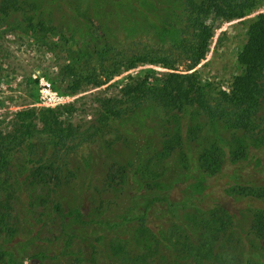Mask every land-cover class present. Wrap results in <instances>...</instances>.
<instances>
[{"label":"trees","instance_id":"obj_1","mask_svg":"<svg viewBox=\"0 0 264 264\" xmlns=\"http://www.w3.org/2000/svg\"><path fill=\"white\" fill-rule=\"evenodd\" d=\"M23 2L0 0V26L16 25L10 12ZM116 5L126 25L169 34L174 44L148 51L118 46L103 21ZM28 7L22 20L26 28L33 34L37 28L56 31L67 49L68 61L58 77L66 94L105 84L110 88L116 76L141 65L166 70L128 74L117 92L93 94L97 105L89 128L70 120L72 102L18 109L8 127L0 126V264H23L26 258L38 264H78L87 252L86 260L94 264L93 246L86 251L80 242L68 258L77 222L85 234L102 225L115 231L109 242L114 258L104 252L106 264H264V206L256 204L264 201V179L258 181L253 173L238 178L240 168L228 173L222 189L241 203L237 211L219 202L208 205L212 192L206 185L247 161L251 150L264 148V0H94L89 11L72 0H47ZM237 19L247 26L237 55L240 72L212 98L197 65L209 52L218 22ZM179 59L183 70L175 65ZM106 133L113 136L105 138ZM93 137L105 153L121 146L120 159L110 157L95 189V212L106 211L100 195L108 194L107 206L114 209L122 189L134 187L130 200L137 207L118 215V221L85 219L88 211L76 205L65 211L55 201V194L75 184L74 172L80 170L58 159ZM176 162L182 164L185 184L179 192L169 179ZM255 166L263 171L264 161ZM55 219L62 232L43 247L34 244L32 239L47 224L53 227ZM125 229L128 235L121 237ZM61 238L64 245L58 248L54 242Z\"/></svg>","mask_w":264,"mask_h":264},{"label":"rangeland","instance_id":"obj_2","mask_svg":"<svg viewBox=\"0 0 264 264\" xmlns=\"http://www.w3.org/2000/svg\"><path fill=\"white\" fill-rule=\"evenodd\" d=\"M23 1V3L19 4V9L10 12V21L16 25L8 27L6 24H2L0 26V29L4 31L3 37L0 38V126L3 129L9 126L14 111L27 107H42L37 104L40 77L48 80L52 88L57 89L64 96V102L61 104L73 103L74 110L70 116V120L74 124H79L81 129H85L90 127L96 111L95 107L97 103L91 97L93 94L109 95L117 92L124 82V77L128 74H135L136 72L150 68L161 71L166 70L158 65H141L136 69L116 76L111 80V83L114 85L110 88L106 89L105 84L75 95L66 94L64 90L65 83L61 82L58 78L60 67L68 61L65 45L58 39L56 31H46L37 28L33 34L22 22L24 19L23 14H29L26 13L29 9V2L42 4L47 0ZM72 1L77 7L82 10L86 9L87 11L94 5V0ZM101 10L103 11L102 7ZM123 15L126 17L125 14ZM104 16L105 32L107 31L108 35L112 36L117 41L118 46L123 49L148 51L159 47L166 49L174 44V37L169 34H165V37H163L150 27L141 28L143 25L137 27L135 24L126 25L125 21H121V17L118 15V5H116V8H111L110 11L107 10ZM246 29V23L241 19L230 22H218L217 24L209 52L205 60L197 65V72L202 81L208 84V92L212 98L218 96L219 90L228 89L234 75L240 72L237 55L246 39ZM180 61L181 59L175 65L178 69L183 70L185 67ZM78 97L84 98L80 99ZM91 131L89 130V132ZM112 136V134L106 133L105 138ZM119 151H121V146L115 145L105 153L100 146L98 137H93L69 151L67 157L63 156L58 159V162H67L68 167L72 169L77 164L80 166V170L74 172L76 175L73 178L75 184L71 185L69 183L70 187L63 188L59 193L55 194L57 204L62 205L65 211H67L68 207L76 205L81 207L84 212L88 211V217L84 215L85 219L94 218L101 221H118V215H123L128 209L134 207L135 211L137 207L135 200L133 197L130 200L132 189H134L132 185L130 186L131 188L122 189L120 198H116L117 206H112L115 207L114 209H109L107 206L106 199L110 197L108 194L99 196L100 200L104 199L101 207H103L102 209L105 208L106 211L99 210L100 212H95L94 209L99 204V198H97L95 189L99 186V182L109 166L110 157L116 160L120 159L117 154ZM250 154L253 155L247 161H241L237 164L238 166H231L230 169L226 170V174H222L218 180L216 178H209L207 180L206 185L207 183L210 185L208 187L212 192V201H209L208 205L219 202L228 206L232 211H237L242 206L241 203L234 201L223 193L222 185L225 184L228 173L230 171L238 172L239 168L240 175H238V178H242L241 175L246 176L253 173L254 176H258L256 178L258 181H262V178L264 179V169L263 171L259 170V168L255 169V164L258 161H264V148L258 151L251 150ZM86 164L89 165L90 169ZM181 165L176 162L174 168L171 170V177H169L171 183H175L178 192L185 186L181 182L182 177H180L181 172L179 167ZM88 178L91 181L88 182L87 186L86 182ZM172 190L174 193V188ZM256 204L264 206V201L257 202ZM59 223L60 220L55 219V223L52 224L54 228L50 226V223L47 224L37 235L38 239H32V242L37 246L43 247L45 242H48L46 239L50 237L53 239L52 236L54 234L62 232L60 231ZM74 225L75 228L72 232L76 234V237L68 245L67 253H71L68 255L69 259L72 258V254H75L79 242L81 246L88 245V247H84L86 251H90L92 248L89 246H93V249L96 251V261L94 264H106L104 252H108L110 258H114L112 252L109 250V242L111 238L115 237V231H108L106 230V226L102 225L88 228L89 233L85 234L81 231L78 222ZM127 235V229L120 234L121 237H127ZM96 239H98L97 243ZM62 240L61 238L57 244L54 242L55 246L62 248L64 245ZM134 246L138 252L143 250L141 244ZM111 248L112 246L110 245ZM83 258L78 264L92 263L91 260H86V258L88 259V252L85 253ZM61 260L67 261V259ZM23 264H38V262L34 258H26Z\"/></svg>","mask_w":264,"mask_h":264},{"label":"built area","instance_id":"obj_3","mask_svg":"<svg viewBox=\"0 0 264 264\" xmlns=\"http://www.w3.org/2000/svg\"><path fill=\"white\" fill-rule=\"evenodd\" d=\"M64 100V96L60 94L57 90L52 88L51 83L44 79V77L39 78V88L37 104L44 107H54L60 105Z\"/></svg>","mask_w":264,"mask_h":264}]
</instances>
